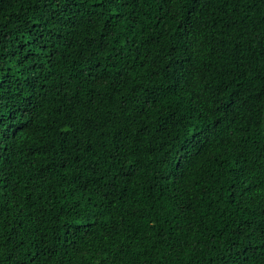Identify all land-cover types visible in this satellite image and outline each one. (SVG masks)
Segmentation results:
<instances>
[{
  "label": "trees",
  "instance_id": "16d2710c",
  "mask_svg": "<svg viewBox=\"0 0 264 264\" xmlns=\"http://www.w3.org/2000/svg\"><path fill=\"white\" fill-rule=\"evenodd\" d=\"M0 264H264V0H0Z\"/></svg>",
  "mask_w": 264,
  "mask_h": 264
}]
</instances>
